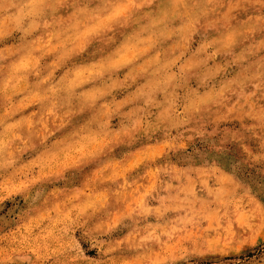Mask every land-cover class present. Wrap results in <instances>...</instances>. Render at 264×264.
I'll return each mask as SVG.
<instances>
[{"label":"rangeland","instance_id":"1","mask_svg":"<svg viewBox=\"0 0 264 264\" xmlns=\"http://www.w3.org/2000/svg\"><path fill=\"white\" fill-rule=\"evenodd\" d=\"M0 264H264V0H0Z\"/></svg>","mask_w":264,"mask_h":264},{"label":"bare ground","instance_id":"2","mask_svg":"<svg viewBox=\"0 0 264 264\" xmlns=\"http://www.w3.org/2000/svg\"><path fill=\"white\" fill-rule=\"evenodd\" d=\"M111 3H112V2H111ZM111 3H110V4H111ZM103 9H104V8H103Z\"/></svg>","mask_w":264,"mask_h":264}]
</instances>
